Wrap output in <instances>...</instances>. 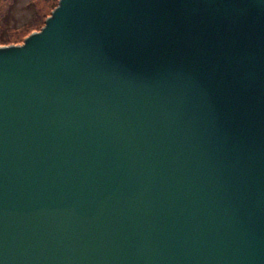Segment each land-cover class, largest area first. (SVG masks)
Wrapping results in <instances>:
<instances>
[{
  "label": "water",
  "instance_id": "water-1",
  "mask_svg": "<svg viewBox=\"0 0 264 264\" xmlns=\"http://www.w3.org/2000/svg\"><path fill=\"white\" fill-rule=\"evenodd\" d=\"M0 46V264H264V0H58Z\"/></svg>",
  "mask_w": 264,
  "mask_h": 264
},
{
  "label": "rangeland",
  "instance_id": "rangeland-1",
  "mask_svg": "<svg viewBox=\"0 0 264 264\" xmlns=\"http://www.w3.org/2000/svg\"><path fill=\"white\" fill-rule=\"evenodd\" d=\"M57 1L0 0V46L16 42L22 44L25 38L32 34L31 30H28L31 29L29 22H34L33 19L39 16L37 23L42 25Z\"/></svg>",
  "mask_w": 264,
  "mask_h": 264
},
{
  "label": "trees",
  "instance_id": "trees-1",
  "mask_svg": "<svg viewBox=\"0 0 264 264\" xmlns=\"http://www.w3.org/2000/svg\"><path fill=\"white\" fill-rule=\"evenodd\" d=\"M38 17L39 16H37V17H35L33 20H34V22L36 23H34V22H29V28H31V29H28V30H31L30 32H34V31H39V30H41L43 27H44V25H45V23L44 24H42V25H40L39 26V22L37 23V21H38ZM28 26H26V28H28ZM35 26H37L36 28H35ZM39 27V28H38ZM25 28V29H26ZM15 44H17V42L16 43H12L11 45H15ZM4 45H6V44H4Z\"/></svg>",
  "mask_w": 264,
  "mask_h": 264
}]
</instances>
